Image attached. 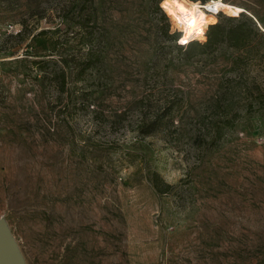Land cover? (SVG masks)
<instances>
[{"label": "rangeland", "instance_id": "374dc122", "mask_svg": "<svg viewBox=\"0 0 264 264\" xmlns=\"http://www.w3.org/2000/svg\"><path fill=\"white\" fill-rule=\"evenodd\" d=\"M225 2L264 33V0ZM168 30L152 0H0V222L24 264H264V37L186 53Z\"/></svg>", "mask_w": 264, "mask_h": 264}, {"label": "clouds", "instance_id": "9594fccd", "mask_svg": "<svg viewBox=\"0 0 264 264\" xmlns=\"http://www.w3.org/2000/svg\"><path fill=\"white\" fill-rule=\"evenodd\" d=\"M159 8L168 19L169 36L176 37L166 43L185 49L193 42H206V32L219 23L221 12L236 17L243 11L225 0H159Z\"/></svg>", "mask_w": 264, "mask_h": 264}, {"label": "trees", "instance_id": "16d2710c", "mask_svg": "<svg viewBox=\"0 0 264 264\" xmlns=\"http://www.w3.org/2000/svg\"><path fill=\"white\" fill-rule=\"evenodd\" d=\"M154 9L161 14L162 17L166 18V16L162 13L159 8V0H152ZM223 14V12H221ZM219 23L214 26H210L208 31L206 32L207 40L205 43L201 44L199 42H193L186 48V53H191L194 50H198L199 53H209L214 52L218 48H220L223 44H228L233 48H241V49H250L253 47V44L250 42V33L255 36L264 37V33L259 32L255 23L251 18L240 14L237 17H228V16H219ZM264 29V26L262 27ZM182 48V47H178ZM65 67V68H64ZM64 67H61L59 73H55L54 70L51 71L53 73V77H56L58 80V84H60V91H64V87L66 85L65 80L69 76V66L67 61H65ZM89 65L86 64L80 68L79 73H82ZM94 113H97L94 110ZM149 132L139 131V135L146 136ZM217 132L203 131L199 133H194V144L198 147L203 144L211 145L216 142L218 138ZM200 142H202L200 144Z\"/></svg>", "mask_w": 264, "mask_h": 264}, {"label": "water", "instance_id": "95a60500", "mask_svg": "<svg viewBox=\"0 0 264 264\" xmlns=\"http://www.w3.org/2000/svg\"><path fill=\"white\" fill-rule=\"evenodd\" d=\"M0 264H24L6 227L0 222Z\"/></svg>", "mask_w": 264, "mask_h": 264}, {"label": "bare ground", "instance_id": "6f19581e", "mask_svg": "<svg viewBox=\"0 0 264 264\" xmlns=\"http://www.w3.org/2000/svg\"><path fill=\"white\" fill-rule=\"evenodd\" d=\"M238 7V6H237ZM240 8V7H239ZM242 9V8H241ZM264 30V29H263Z\"/></svg>", "mask_w": 264, "mask_h": 264}]
</instances>
